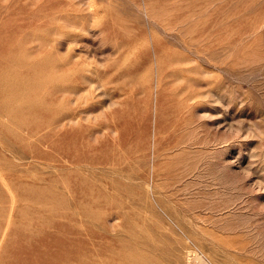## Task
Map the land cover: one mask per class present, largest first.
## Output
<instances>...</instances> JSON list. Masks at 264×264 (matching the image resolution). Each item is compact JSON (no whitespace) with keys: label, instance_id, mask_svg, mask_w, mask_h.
<instances>
[{"label":"rangeland","instance_id":"374dc122","mask_svg":"<svg viewBox=\"0 0 264 264\" xmlns=\"http://www.w3.org/2000/svg\"><path fill=\"white\" fill-rule=\"evenodd\" d=\"M0 264H264V0H0Z\"/></svg>","mask_w":264,"mask_h":264},{"label":"bare ground","instance_id":"6f19581e","mask_svg":"<svg viewBox=\"0 0 264 264\" xmlns=\"http://www.w3.org/2000/svg\"><path fill=\"white\" fill-rule=\"evenodd\" d=\"M50 56H51V55H50ZM50 56H49V57H50ZM52 56H53V55H52ZM49 57H47V58H49ZM55 58H56V57H55ZM51 59H52V57H51ZM49 60H50V58H49ZM52 60H53V59H52ZM43 61H44V60H43ZM43 61H42V62H43ZM50 62H51V61H50ZM43 64H44V63H43ZM32 65H33V64H32ZM41 65H42V64H41ZM49 65H51V64H49ZM59 65H60V64L58 63V66H59ZM32 67H33V66H32ZM43 67H44V65H43ZM43 67H42V69H43ZM51 67H52V69L55 70V68H54L55 66H54V65H52ZM51 67L48 68V71H49V69H51ZM33 68H34V67H33ZM45 69H46V68H45ZM57 69H58V68H56V71H57ZM35 70H36V68H35ZM35 70H34V71H35ZM46 70H47V69H46ZM32 72H33V71H32ZM35 72H38V71L36 70ZM44 72H45V73H44ZM50 72H51V71H50ZM38 73L41 74V75H43V74H42V71H41L40 69H39V72H38ZM43 73H44V75H45V74H46V71L43 70ZM24 74H25V73H24ZM48 74H50V73L48 72ZM48 74H47V75H48ZM83 74H84V73H83ZM33 75H34V74H33ZM37 75H38V74H37ZM85 75H86V74H85ZM35 76H36V75H35ZM38 76H39V75H38ZM50 76H51V75H49V79H50ZM83 76H84V75H83ZM36 77H37V76H36ZM36 77H35V78H36ZM44 77H46V76H44ZM55 77H56V76H55ZM86 77H87V76H86ZM30 78H31V77H30ZM37 78H38V77H37ZM41 78H43V77H41ZM41 78H40V79H41ZM52 78H53V77H52ZM89 78H92V77L90 76ZM46 79H48V78H46ZM82 79H84V78H82ZM41 80H42V79H41ZM53 80H54V79H53ZM55 80H56V78H55ZM87 80H88V79H87ZM32 81H34V80H32ZM32 81H31V82H32ZM46 81H47V80H46ZM49 81H51V80H49ZM37 82H38V81H37ZM88 82H89V80H88ZM42 83H43V82H42ZM51 83H53V82H51ZM31 85H32V84H31ZM33 85H34V84H33ZM36 85H37V84H36ZM36 85H35V86H36ZM39 85H40L39 88H41V90L45 89L44 92H42V93H43V96H40L41 98H42V97H43V98L46 97V96L48 95L47 93H48V91H49L50 89H53V88H54V89H55V90L53 89L54 92H58V91L61 90V89L59 90V87H53V88H52V87H50V86H49V87H43V85H42V86H41V84H39ZM58 85H59V84H58ZM29 86H30V85H29ZM44 86H45V85H44ZM47 86H48V85H47ZM53 86H54V85H53ZM59 86H60V85H59ZM90 86H91V85H90ZM92 86H93V85H92ZM28 89H29V88H28ZM31 89H32V88H31V86H30V91H34V90H35V88H34V90H31ZM38 90H40V89H38ZM38 90H37V91H38ZM65 90H66V89H65ZM37 91H36V93H37ZM62 91H63V90H62ZM26 92H27V91H26ZM38 92H39V91H38ZM40 92H41V91H40ZM36 93H35V94H36ZM58 94H59V93H58ZM39 95H40V94H39ZM37 96H38V95H37ZM26 97H27V96H26ZM29 97H30V96H29ZM40 97H39V98H40ZM27 98H28V97H27ZM41 98H40V99H41ZM36 99L38 100V98H36ZM40 99H39V100H40ZM44 99L46 100V98H44ZM32 100H33V99H32ZM45 100H42V99H41V101H43L44 104H43V103H40V106H41V117H42V118L44 117V113H46V112H49V111H50L51 113H53V112H54L55 114L57 113V106H54V107L51 106V107H50V106H48V105L45 103ZM53 100H54V99H53ZM26 101H27V100H26ZM17 102H18V101H17ZM35 102H36V101H35ZM39 102H40V101H39ZM36 103H37V102H36ZM36 103H35V104H36ZM47 103H48V102H47ZM30 104H31V103H30ZM32 104H33V103H32ZM37 106H39V105H37ZM34 108H35V107H34ZM38 111H39V110H38ZM54 117H55V118L53 119V121H54V123H57V122H58V114H57L56 116H54ZM44 122H45V121H42L41 123L39 122V124L37 123V124H35V125H31V126L29 127V130H30L31 132H33V131L36 130V128H37V130L40 129V128L42 127V125H43ZM52 124H53V123H52ZM48 128H49V127H48ZM48 128H47V129H48ZM37 133H38V132H37ZM37 133H36V134H37ZM52 133H53V132H52ZM56 134H57V133H56ZM39 137H40V136H39ZM33 154H34V153H33ZM35 157H36V156H35Z\"/></svg>","mask_w":264,"mask_h":264}]
</instances>
